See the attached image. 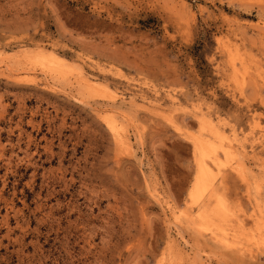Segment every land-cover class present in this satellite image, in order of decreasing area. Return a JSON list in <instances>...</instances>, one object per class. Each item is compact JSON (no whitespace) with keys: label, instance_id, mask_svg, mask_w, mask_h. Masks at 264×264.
Instances as JSON below:
<instances>
[{"label":"rangeland","instance_id":"374dc122","mask_svg":"<svg viewBox=\"0 0 264 264\" xmlns=\"http://www.w3.org/2000/svg\"><path fill=\"white\" fill-rule=\"evenodd\" d=\"M0 264H264V0H0Z\"/></svg>","mask_w":264,"mask_h":264},{"label":"bare ground","instance_id":"6f19581e","mask_svg":"<svg viewBox=\"0 0 264 264\" xmlns=\"http://www.w3.org/2000/svg\"><path fill=\"white\" fill-rule=\"evenodd\" d=\"M38 56L41 57V60H44L45 62L48 63V65H50L54 71H59V70H63L65 69V60L53 55V54H39ZM39 57V58H40ZM68 68V67H67ZM60 72V71H59ZM201 163V162H200ZM200 169V173L197 179V187L200 185L201 181L204 180V176H205V171L203 170L202 166H199ZM206 181V180H205ZM204 183V182H203ZM207 183V182H205ZM202 184V183H201ZM203 185V184H202ZM209 189V188H208ZM221 201V200H220ZM222 203V202H220ZM223 204V203H222ZM221 204V205H222ZM223 206V205H222ZM223 208V207H222ZM222 213V212H221Z\"/></svg>","mask_w":264,"mask_h":264}]
</instances>
